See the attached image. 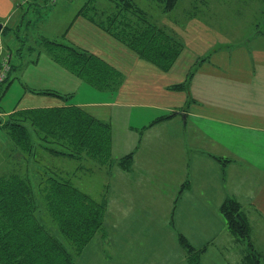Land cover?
Listing matches in <instances>:
<instances>
[{"label": "crops", "instance_id": "crops-1", "mask_svg": "<svg viewBox=\"0 0 264 264\" xmlns=\"http://www.w3.org/2000/svg\"><path fill=\"white\" fill-rule=\"evenodd\" d=\"M30 1L0 0L2 31L9 29L8 35L0 33V52H7L13 30L25 26ZM259 17L264 20V15ZM166 23L185 42L184 51L168 72L140 59L84 17L75 18L66 32L71 36L68 42L97 54L125 79L118 91H99L56 64L63 75L77 78L65 75V86L75 89H65L66 104L82 107L113 127V163L94 169L91 162L86 165L91 183L96 178L105 181L101 190L91 195L106 201L109 211L107 194L115 187L120 227L129 221L152 229L167 225L166 239L154 240L149 236L152 230L145 231L143 237L121 239L119 252L127 258L164 252L167 264H190L179 239L183 235L196 251L204 250L201 264L210 244L220 246L223 264H236L246 248L229 232L221 212L224 201L233 198L241 203L254 234L257 226L264 227V33L242 43L237 36L240 31L244 34L239 26L218 29L192 20L180 28ZM191 73L186 90L170 89L185 82ZM58 87L62 89V85ZM80 89L105 100H77ZM36 91L63 95L57 90ZM64 104L61 98L31 90L18 109ZM135 110L149 111L148 116L137 113L133 125ZM1 111L3 119L11 113ZM144 116L146 120H142ZM165 116L170 117L159 120ZM139 121L145 124L138 126ZM114 123L116 132H123L119 145ZM133 152L127 169L120 161ZM131 244L136 246H127ZM233 256L236 259L230 261Z\"/></svg>", "mask_w": 264, "mask_h": 264}, {"label": "trees", "instance_id": "trees-1", "mask_svg": "<svg viewBox=\"0 0 264 264\" xmlns=\"http://www.w3.org/2000/svg\"><path fill=\"white\" fill-rule=\"evenodd\" d=\"M96 4L97 0H89L76 18L84 17L164 72L185 49L183 39L166 21L180 28L192 20L218 29L239 26L244 33L240 31L238 37L242 43L264 33V20L259 17L264 15V0H195L193 7L190 0H114L110 11ZM245 12L248 15L242 24L240 17ZM2 32L8 35L9 29ZM41 46L55 64L88 86L115 92L123 85V73L97 54L49 38ZM190 76L170 89L186 90ZM32 93L61 98L65 104L23 108L0 117V264H75V256L95 235L107 230L108 204L89 193L86 165L91 162L94 169L113 163V127L82 107L67 105L65 95ZM37 151L52 160L41 174L34 168ZM11 152L26 155L27 164L11 167ZM133 158L134 152L120 164L128 169ZM221 212L230 234L246 248L236 264H264V254L251 240L252 227L241 203L228 198ZM179 239L190 264H201L204 250L196 251L183 235Z\"/></svg>", "mask_w": 264, "mask_h": 264}, {"label": "rangeland", "instance_id": "rangeland-1", "mask_svg": "<svg viewBox=\"0 0 264 264\" xmlns=\"http://www.w3.org/2000/svg\"><path fill=\"white\" fill-rule=\"evenodd\" d=\"M88 1L89 0H31L30 3L27 4L29 10L27 11V21H24L25 26H20V28L17 27V29L13 30V34L8 39H11L10 45L6 46L7 52L5 51L11 55L14 67L10 78L5 82L2 87L3 90L1 91V108L5 110L6 113L13 111L15 108L18 109L26 92L31 90H57L61 94L66 95L65 89H73L72 85L65 86V75L72 77L75 81L77 78L71 74L63 75L60 72L62 70L56 64L52 63L47 54L42 52L43 49L41 43L44 38L57 40L63 43L69 41L71 36L64 35L69 26L75 20L79 11L84 8ZM113 1L114 0H97L96 5L100 9L110 11L114 5ZM136 1L138 3L144 2V0ZM194 2L195 0H190L191 7H193ZM247 15V12L241 15L240 21L242 24L245 23ZM22 21H20V23ZM26 27L27 31H25ZM74 31L75 30H73V32ZM59 85H62V89L58 87ZM77 100L102 101L105 99L93 97L89 94H83L82 89H80L77 95ZM143 111H147V113L135 110L132 121L133 125L137 124V113H143L148 116L149 110ZM147 116L142 117V120H146ZM140 122L141 121H139L138 126L142 127L145 123ZM117 124L121 128L120 124ZM114 127L116 143L119 145L123 142V132L121 129L120 133L116 132L115 123ZM2 142L3 136L0 132V143ZM45 156L46 158H44V154L41 151H37L36 157H33L37 161L34 162V168H39V174L42 173L43 166L45 164H50L52 161L48 154ZM10 160L11 167L20 163H23V165L27 164V156L24 154L19 155L11 152ZM68 168H70V166H68ZM21 169L23 171L25 170L24 167ZM104 184L105 181L103 179L96 178L88 187L89 193L95 196L94 193L101 190V187H103L102 185ZM114 190L115 187L111 186L110 193L107 194V197L109 198V215L107 214V222L109 224L108 229L95 235V237L83 249L81 254L75 256V264H167V262L164 261L166 258V253L164 252L146 253L145 255L139 254L138 258L130 255L127 258L126 255L119 252V249L122 246L120 243L121 239L130 240L136 237H143L145 236V231L152 230L153 232H151L149 236L153 235L154 240H161L166 239L165 236L169 233V230L166 229V224H162L155 229H152L147 226V224H137L132 221H129L127 225L120 227L121 219L119 204L118 198L113 195ZM40 203L41 202L38 199L39 209ZM144 219L145 217H143L142 222H145ZM255 230V234L251 231V240L254 242V247L264 253V227L257 226ZM127 246L134 248L136 245L131 244ZM209 246L211 250L208 256L204 259V264H223V254L220 251V246L218 244H210ZM182 249L183 251L185 250L184 247H182ZM186 255L188 257L189 254L186 253ZM235 259L236 258L233 256L230 258V261Z\"/></svg>", "mask_w": 264, "mask_h": 264}, {"label": "built area", "instance_id": "built-area-1", "mask_svg": "<svg viewBox=\"0 0 264 264\" xmlns=\"http://www.w3.org/2000/svg\"><path fill=\"white\" fill-rule=\"evenodd\" d=\"M12 58L9 53L5 51L0 52V95H1V87L8 80L9 75L12 70ZM2 115L0 114V117Z\"/></svg>", "mask_w": 264, "mask_h": 264}, {"label": "water", "instance_id": "water-1", "mask_svg": "<svg viewBox=\"0 0 264 264\" xmlns=\"http://www.w3.org/2000/svg\"><path fill=\"white\" fill-rule=\"evenodd\" d=\"M3 27H4V24L0 23V33L2 32Z\"/></svg>", "mask_w": 264, "mask_h": 264}]
</instances>
